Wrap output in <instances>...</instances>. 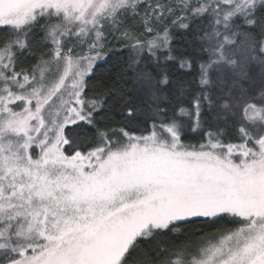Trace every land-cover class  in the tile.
I'll use <instances>...</instances> for the list:
<instances>
[{
	"label": "snow or ice",
	"instance_id": "1",
	"mask_svg": "<svg viewBox=\"0 0 264 264\" xmlns=\"http://www.w3.org/2000/svg\"><path fill=\"white\" fill-rule=\"evenodd\" d=\"M0 264H264V0H0Z\"/></svg>",
	"mask_w": 264,
	"mask_h": 264
},
{
	"label": "trees",
	"instance_id": "2",
	"mask_svg": "<svg viewBox=\"0 0 264 264\" xmlns=\"http://www.w3.org/2000/svg\"><path fill=\"white\" fill-rule=\"evenodd\" d=\"M191 37H185L179 33L176 34V39L173 42V47L177 51L188 50L187 40H190ZM31 62H35L31 57L28 58ZM127 54H120L118 51L113 53L110 58L105 61H100L99 67L94 70L95 82L99 83L101 80L106 79L108 75H117L123 71H127L126 68ZM123 65V67H122ZM176 79L182 80L185 84L191 85L195 88L194 84V73L193 74H177ZM194 142V141H192ZM219 227H231V225H218ZM216 229L211 227H206L202 224H196L188 226L187 229H182L181 232L177 233L174 237V240L177 244L180 245H190L195 247L200 242L201 238L207 239ZM203 234V237H202Z\"/></svg>",
	"mask_w": 264,
	"mask_h": 264
}]
</instances>
